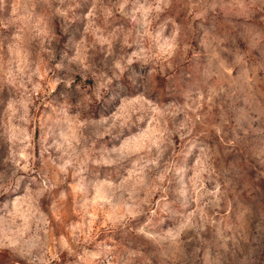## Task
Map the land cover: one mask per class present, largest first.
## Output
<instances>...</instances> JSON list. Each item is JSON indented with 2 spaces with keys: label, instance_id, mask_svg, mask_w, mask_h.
<instances>
[{
  "label": "rangeland",
  "instance_id": "rangeland-1",
  "mask_svg": "<svg viewBox=\"0 0 264 264\" xmlns=\"http://www.w3.org/2000/svg\"><path fill=\"white\" fill-rule=\"evenodd\" d=\"M0 264H264V0H0Z\"/></svg>",
  "mask_w": 264,
  "mask_h": 264
}]
</instances>
